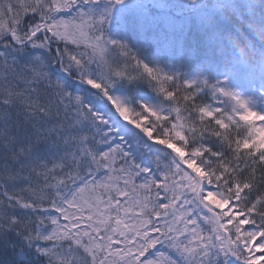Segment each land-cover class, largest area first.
Wrapping results in <instances>:
<instances>
[{
  "label": "snow or ice",
  "instance_id": "obj_1",
  "mask_svg": "<svg viewBox=\"0 0 264 264\" xmlns=\"http://www.w3.org/2000/svg\"><path fill=\"white\" fill-rule=\"evenodd\" d=\"M101 2L0 0V264H264V0H192L191 77Z\"/></svg>",
  "mask_w": 264,
  "mask_h": 264
},
{
  "label": "rangeland",
  "instance_id": "obj_2",
  "mask_svg": "<svg viewBox=\"0 0 264 264\" xmlns=\"http://www.w3.org/2000/svg\"><path fill=\"white\" fill-rule=\"evenodd\" d=\"M238 2L239 0H234V3ZM192 6V0H122L120 4L101 3L99 8L111 7L108 23L105 26V34L109 39H111L110 29L114 28L117 30L114 33V39L125 43L137 56L154 60L159 64L160 60L164 58V56H160L163 52L167 50L177 52L183 49L179 43L180 36L204 30L197 11H189L193 9ZM216 11L219 12L218 9ZM190 12L192 17L189 16ZM177 19L179 20L176 21ZM116 24L119 27H115ZM145 33L159 34V36L165 34L171 39L170 48H167L165 43L156 44L143 39L141 35ZM143 42L149 46L150 58H147V48H144ZM206 45L208 46V42ZM202 62L204 61L196 63L190 53H182L176 57L171 68L174 72L183 73L188 77L197 72L207 75L209 71L206 70L207 67ZM182 66L188 68V73L180 71Z\"/></svg>",
  "mask_w": 264,
  "mask_h": 264
},
{
  "label": "trees",
  "instance_id": "obj_3",
  "mask_svg": "<svg viewBox=\"0 0 264 264\" xmlns=\"http://www.w3.org/2000/svg\"><path fill=\"white\" fill-rule=\"evenodd\" d=\"M202 3L204 4V5H211L212 7H215L216 6V4H217V0H212L211 2L209 1V0H202ZM192 8L193 9H191V10H189V11H193V10H196L197 11V8L196 7H194V6H192ZM189 9H190V7H189ZM218 8H216L215 10H217ZM190 14H191V12H190ZM111 33V32H110ZM114 34H110V38H111V40H115L114 39ZM205 36L206 35H204L203 36V38L200 40V42H201V45L199 46L200 48V50H203L204 51V46L207 44V42H208V40L207 39H205ZM0 259H2V257H0Z\"/></svg>",
  "mask_w": 264,
  "mask_h": 264
}]
</instances>
